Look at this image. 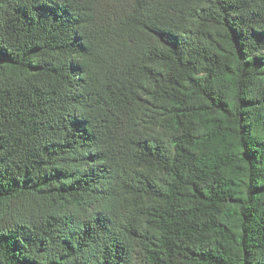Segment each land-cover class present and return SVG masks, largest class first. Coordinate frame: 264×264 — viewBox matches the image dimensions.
I'll list each match as a JSON object with an SVG mask.
<instances>
[{
  "label": "trees",
  "instance_id": "obj_1",
  "mask_svg": "<svg viewBox=\"0 0 264 264\" xmlns=\"http://www.w3.org/2000/svg\"><path fill=\"white\" fill-rule=\"evenodd\" d=\"M0 264H264V0H0Z\"/></svg>",
  "mask_w": 264,
  "mask_h": 264
}]
</instances>
